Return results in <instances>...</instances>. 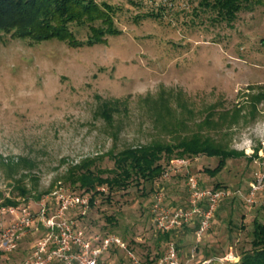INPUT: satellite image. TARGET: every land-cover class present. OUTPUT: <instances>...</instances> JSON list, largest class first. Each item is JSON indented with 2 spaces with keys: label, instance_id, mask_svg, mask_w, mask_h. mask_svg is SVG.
Wrapping results in <instances>:
<instances>
[{
  "label": "rangeland",
  "instance_id": "rangeland-1",
  "mask_svg": "<svg viewBox=\"0 0 264 264\" xmlns=\"http://www.w3.org/2000/svg\"><path fill=\"white\" fill-rule=\"evenodd\" d=\"M98 1L121 6L115 19L122 31L105 43L31 42L0 31V204L8 197L33 204L43 196L51 200L58 188L81 191L64 178L72 165L95 157L98 166L112 167L110 150L153 139L200 129L238 150L215 175L206 168L215 167L219 157L192 155L190 165L152 188L133 181L110 199L98 194L79 217L88 235L116 233L147 262L167 249L150 212L160 185L167 201L179 204L188 196L189 173L207 186L247 188L256 170L264 169V0L240 10L233 25L213 20L199 0ZM160 4L161 16L136 18ZM115 98L123 102L107 119L98 110ZM211 113L214 123L204 122ZM19 156L24 160L17 168L8 166ZM17 179L29 195L20 193ZM255 217L264 220V187L253 203L223 200L200 240L192 229L173 235L181 263L211 257L212 264H222L231 250L250 248ZM33 241L27 236L15 251L0 254V264L26 257ZM100 260L138 264L120 248H109Z\"/></svg>",
  "mask_w": 264,
  "mask_h": 264
},
{
  "label": "trees",
  "instance_id": "trees-1",
  "mask_svg": "<svg viewBox=\"0 0 264 264\" xmlns=\"http://www.w3.org/2000/svg\"><path fill=\"white\" fill-rule=\"evenodd\" d=\"M254 1L199 0L198 5L205 11H212L213 20L233 25L239 11L247 8ZM164 8L165 4H160L158 9L140 13L136 18L159 17ZM120 9L119 4L98 0H0V31L31 42L57 39L71 45L105 43L109 35L122 31L115 19ZM82 29H86L85 35H80ZM165 99L161 98L160 101L164 103ZM121 102L123 100L120 98L107 100L101 104L98 111L110 119ZM167 106L168 104H164V107ZM211 115L212 113L208 114L203 121L214 123ZM176 135L170 140L153 139L147 143L127 145L117 151L110 150L108 154L114 161L112 167L98 166L95 157L85 158L72 165L64 178L74 187L80 188L81 191L77 192L90 191L92 206L98 194L107 193L106 196L110 199L113 191L127 188L133 181L138 185L148 183L152 188L151 185L160 180L167 163L165 161L175 156L202 153L217 156L219 157L217 165L206 168L211 175H215L226 165L228 158L239 154L238 150L229 148L225 143L211 134H204L200 129L192 131L189 135ZM258 149L259 147L255 148L253 155H257ZM23 160L24 158L19 156L17 160L12 158L7 163L8 166L17 168ZM17 180L20 193L29 195L31 192L29 188L19 184L20 179ZM200 181L204 183L201 179ZM102 186L105 189H101ZM219 186L224 185L219 182L213 185V187ZM45 191L40 192L38 198ZM227 198L229 197L223 200ZM4 202L15 203L16 200L8 197ZM197 226L198 222H195L173 230L158 231L160 233L158 238L169 241L174 238L173 235L177 231L184 228L195 230ZM251 237V247L241 250L239 260L233 264H264V220L257 217L253 219ZM176 246L179 250V245ZM111 248L119 249L116 245Z\"/></svg>",
  "mask_w": 264,
  "mask_h": 264
},
{
  "label": "built area",
  "instance_id": "built-area-1",
  "mask_svg": "<svg viewBox=\"0 0 264 264\" xmlns=\"http://www.w3.org/2000/svg\"><path fill=\"white\" fill-rule=\"evenodd\" d=\"M191 160V156L171 158L165 164L158 182L168 179L172 171L177 172L190 165ZM259 160L260 156H254V161ZM186 186L188 196L185 203L171 204L167 201L164 186L160 185L150 205L151 218L156 230L161 232L198 222L195 234L200 240L224 198L232 196L248 203L255 201L257 192L264 187V169L256 170L247 188L207 186L195 173L187 175ZM50 197L51 200L43 196L34 204L26 198L15 203L0 204V254L15 251L27 236L34 238L29 254L12 264H105L100 260L101 255L113 245L124 250L138 264H182L173 239L167 242L162 256L143 262L137 258L128 242L116 233H108L100 238L88 235L79 216H84L91 208L90 191L58 188ZM239 258L240 255L231 250L220 261L225 264V259L237 262ZM213 261L214 258L207 257L199 264H212Z\"/></svg>",
  "mask_w": 264,
  "mask_h": 264
}]
</instances>
